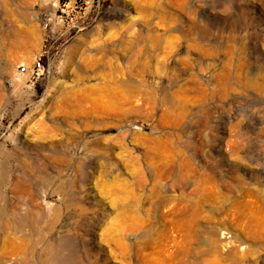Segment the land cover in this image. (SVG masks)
Returning <instances> with one entry per match:
<instances>
[{
    "label": "rangeland",
    "instance_id": "obj_1",
    "mask_svg": "<svg viewBox=\"0 0 264 264\" xmlns=\"http://www.w3.org/2000/svg\"><path fill=\"white\" fill-rule=\"evenodd\" d=\"M0 264H264V0H0Z\"/></svg>",
    "mask_w": 264,
    "mask_h": 264
},
{
    "label": "bare ground",
    "instance_id": "obj_2",
    "mask_svg": "<svg viewBox=\"0 0 264 264\" xmlns=\"http://www.w3.org/2000/svg\"><path fill=\"white\" fill-rule=\"evenodd\" d=\"M223 237H224L223 235L220 236V239H219V240H220V241H219L220 243H221V240L223 239ZM220 249H221V248H220ZM221 250H222V249H221ZM44 263H45V262H44Z\"/></svg>",
    "mask_w": 264,
    "mask_h": 264
},
{
    "label": "built area",
    "instance_id": "obj_3",
    "mask_svg": "<svg viewBox=\"0 0 264 264\" xmlns=\"http://www.w3.org/2000/svg\"><path fill=\"white\" fill-rule=\"evenodd\" d=\"M21 70H24V67H21Z\"/></svg>",
    "mask_w": 264,
    "mask_h": 264
}]
</instances>
